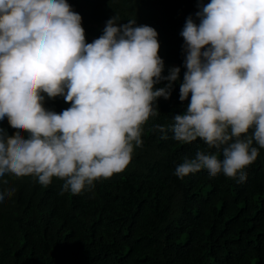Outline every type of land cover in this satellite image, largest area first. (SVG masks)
I'll return each instance as SVG.
<instances>
[{
    "label": "clouds",
    "instance_id": "9594fccd",
    "mask_svg": "<svg viewBox=\"0 0 264 264\" xmlns=\"http://www.w3.org/2000/svg\"><path fill=\"white\" fill-rule=\"evenodd\" d=\"M196 17L199 24L189 16L180 33L179 99H191L173 117L172 139H199L215 152L197 150L175 175L206 170L242 183L264 149V0H210ZM120 19L87 43L67 0H0V121L16 129L8 136L0 128V177L32 176L43 186L56 178L61 195H79L127 169L145 124L159 115L154 103L171 97L180 68L162 76L156 30ZM162 80L166 86L155 88ZM45 95L71 106L46 110ZM151 130L168 139L165 126ZM14 194L0 191V202Z\"/></svg>",
    "mask_w": 264,
    "mask_h": 264
},
{
    "label": "trees",
    "instance_id": "16d2710c",
    "mask_svg": "<svg viewBox=\"0 0 264 264\" xmlns=\"http://www.w3.org/2000/svg\"><path fill=\"white\" fill-rule=\"evenodd\" d=\"M67 2L82 18L87 43L116 14L120 25L134 18L136 26L154 28L162 76L179 67L180 77L171 97L154 103L159 115L145 124L143 146L134 148L123 173L79 195H61L63 181L56 178L43 186L32 176L0 177V191L15 188L11 199L0 202V264H264V149L242 183L206 170L175 175L197 150L215 152L199 139L176 142L171 131L173 117L184 114L191 99H179L186 72L180 33L189 16L199 24L196 13L210 0ZM165 86L162 80L155 88ZM70 106L63 97L45 95L46 110ZM155 124L168 129L167 140L151 130ZM0 128L8 136L16 132L9 124Z\"/></svg>",
    "mask_w": 264,
    "mask_h": 264
},
{
    "label": "rangeland",
    "instance_id": "374dc122",
    "mask_svg": "<svg viewBox=\"0 0 264 264\" xmlns=\"http://www.w3.org/2000/svg\"><path fill=\"white\" fill-rule=\"evenodd\" d=\"M8 125L7 118H5L3 121H0V127H6Z\"/></svg>",
    "mask_w": 264,
    "mask_h": 264
}]
</instances>
